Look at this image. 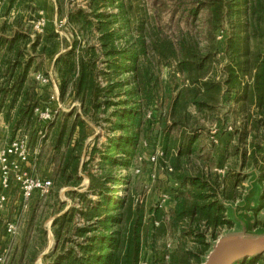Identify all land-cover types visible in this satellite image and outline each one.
Masks as SVG:
<instances>
[{
	"label": "trees",
	"instance_id": "16d2710c",
	"mask_svg": "<svg viewBox=\"0 0 264 264\" xmlns=\"http://www.w3.org/2000/svg\"><path fill=\"white\" fill-rule=\"evenodd\" d=\"M0 1V122L10 141L27 135L37 167L41 158L42 171L52 166L51 191L45 198H31L18 242L5 233L11 217L0 213V257L7 250L5 264L36 263L48 246L45 224L50 218L54 245L42 264H139L144 250L152 255L150 264H202L207 241L233 225L221 199L239 198L242 181L228 170L222 179L209 174L199 162L189 168L193 158L201 163L209 159L197 154L199 138L207 137L197 120L208 121L229 107L222 115L225 121L217 125V143L211 140L209 146L223 157L217 168L225 167L230 147L240 154L243 167L246 153L237 151L234 138L239 143L253 134L256 140L264 130V0H153L152 7L159 2L169 14L164 24L156 13L149 16L144 5L134 8L132 0H86V10L71 9L64 15L68 41L50 21L41 35L31 38L24 14L32 18L36 13L35 0ZM62 9L58 1V16ZM202 12L207 19L199 41L193 24ZM175 19L177 28L171 27ZM49 55L59 102L78 107L57 114L40 141L41 124L34 111L44 103L34 75ZM232 114L239 124L234 132L225 125ZM100 123L109 124L112 133L104 151L86 146L90 124ZM157 123L161 132L155 137L161 139L172 169L166 175L176 184L168 190L174 205L167 221L158 202H139L129 177L122 175ZM252 143L255 159L263 149ZM37 146L39 153L33 157ZM63 188L68 189L64 196L69 207L59 198ZM160 191L152 190L154 199ZM166 238L177 241L167 262L156 249L157 241Z\"/></svg>",
	"mask_w": 264,
	"mask_h": 264
},
{
	"label": "rangeland",
	"instance_id": "374dc122",
	"mask_svg": "<svg viewBox=\"0 0 264 264\" xmlns=\"http://www.w3.org/2000/svg\"><path fill=\"white\" fill-rule=\"evenodd\" d=\"M58 1L61 2L62 4V17L58 16L57 8H58ZM125 2H129L130 0H124ZM140 0H132L133 7L135 8L137 4L144 5L147 10L149 16H152V14L156 13V16L159 18L160 22L167 23L169 14H165L166 10L160 6V3L157 2L156 8L152 7L153 0H142V2H139ZM180 4H183V0H177ZM1 4V1H0ZM86 5L87 1L86 0H35V6L37 7V11L35 14H32L30 18L29 14H24V22L28 23L31 26L32 30V35L31 38H34V36L41 35L38 34L34 30V23L38 18L39 12H43L45 18L47 21H50L53 23V29L55 31V23L57 24L58 21H62V30L63 34L58 35L61 39H66L67 41L71 39L69 35V30L65 27L66 24V19L64 18V15L66 11L68 10H75L77 8L86 10ZM175 5V3L173 4ZM182 9V7H180ZM109 13H116L115 8H108L106 10ZM151 14V15H150ZM29 17V18H28ZM31 19V20H27ZM207 17L204 12L200 13L199 16L196 19V23L193 24V33H195L198 36L199 41L203 38V32H204V23L206 21ZM182 26H184L183 21L181 22ZM180 24L178 19H175L173 23H171V27L177 28V25ZM170 27V28H171ZM173 31H176L173 29ZM177 33V32H176ZM222 34H218V40L220 39ZM222 40V39H221ZM61 52L64 50L62 48ZM53 56L49 55L46 56L43 60L42 64V71L49 76L52 74L53 79ZM38 62H40L38 60ZM42 71L36 72V74H43ZM35 74V75H36ZM34 75V78H35ZM36 81V80H35ZM38 82V81H37ZM37 87L39 88V94L41 97V101L44 104H49L51 101V96L53 95V89L51 86H43L41 84L37 83ZM78 107V103H74L72 105L63 104V110L60 111L58 114H63V113H68L71 112L73 107ZM228 106H225L218 115L210 116L208 118V121L205 120H197L199 122V128H204V130H201L206 138L201 136L199 138V147L197 150V154L203 155V156H208L209 159L205 160L206 162L201 163V160H196L195 158L192 159V161L189 164V168H194L198 162L202 165L205 164L206 170L209 174H215L219 178H223L225 176V173L227 170L231 173L234 174H239V179L242 181V183L239 186L238 193L240 194V197L235 199L232 202H227L221 199V202L224 204V206L227 208L226 215L228 219L233 223L231 228L229 227H224L221 228L220 231L217 232L216 240H218L221 237H225L228 235H234V234H248V235H255V236H261L264 235V130L260 131L258 134V139L253 140V134L248 135L247 138L244 140H241L239 143L236 140V137L234 138L235 143L239 144L238 147V152H245L246 156L244 159V165L243 167L240 166L239 159H240V154L232 150V147H230L229 151L226 154V159H224L223 163L225 167L222 168H217L216 162H219L220 159L222 160L223 157H218L216 156L215 152L212 150L214 147L210 148L209 145L213 140L212 137L215 136L217 133V125L219 124L220 119H223L225 121L223 114H226V111L228 110ZM79 112V111H78ZM225 112V113H224ZM60 114V115H61ZM151 113H147L146 118H149ZM158 115V114H157ZM232 117V118H231ZM231 119L225 123L227 124V131L234 132L235 128L239 129V124L235 123L234 120V114L232 116H228V119ZM91 130H90V137L87 138L86 140V146H89L90 148L95 145L97 150L99 151H104L105 146L107 145V140L110 136H112L111 131L108 129L109 124L107 123H100L99 125H94L90 124ZM153 131L148 133L146 135L147 138H144L141 141V153H138V155L132 160V164L130 168L122 170V175L123 176H128L130 180V189L131 192L139 199H143V201L148 202H158V195L162 191L163 188H166L170 192L172 191V188H175L176 185L175 183L168 179V176L166 175V167L168 165L167 160L164 158L163 152L161 150L160 146V138H156L157 133H160V125L157 123V126H153ZM230 129V130H229ZM208 133L211 138H208ZM27 136V135H23ZM22 136H17L16 139L20 138ZM38 137L40 141L42 140L40 138V135L38 133ZM257 137V135H256ZM28 138V137H27ZM259 143L261 148L263 149V153H260V155H255V159H251L252 155V143ZM10 142L9 136L5 133V129L3 124L0 122V148L4 147L5 145H8ZM210 142V143H209ZM235 143H233L235 145ZM39 144V142H38ZM39 146L36 147L33 157L38 155L39 153ZM156 151H159L162 155H159L156 164L151 165L148 162V156L151 155L152 153H155ZM47 152V149H45L44 153ZM209 153V154H208ZM141 156L143 159L142 161L138 160V157ZM98 154L95 155L94 160L90 164V169L92 172L96 171V166L98 164ZM36 163V159H32ZM43 158L40 159V164L38 167L36 164H31L29 163V168L31 169L32 173L35 174L36 176L40 178H47L51 180V175H52V166H47L44 171L41 169L43 168ZM40 166V167H39ZM139 169L140 174H136L135 170ZM49 172H46V171ZM222 171V173L220 172ZM154 175V179H152L150 176ZM88 184V180L84 178L82 186L86 187ZM153 189H160L161 191L156 195V198L154 199L152 195V190ZM171 189V190H170ZM67 188H63L60 191L59 198L61 201H65L68 204V207L71 205L70 200H68L64 196V192L67 191ZM49 195V194H48ZM47 195V196H48ZM45 198V197H44ZM173 200V201H172ZM172 200H170L162 209L164 210V220H168V210L172 208L174 205V199L172 196ZM30 202V201H29ZM28 202V204H29ZM20 203V196L17 191H12L8 195L7 203L5 204V207L0 210V213H2L4 216L9 215L11 217L10 221L7 223H14L17 226V231L22 230L23 228V217L25 212L27 211V208L24 210L19 206ZM77 205V204H75ZM28 206V205H27ZM66 207V209L68 208ZM65 209V210H66ZM167 217V218H166ZM53 218H50L45 226L48 230V235H50V239L48 241V247L45 249L44 252H49L50 249L54 245V241H52V234L50 231V225L52 222ZM20 238L17 237L15 239V242H18ZM216 240H208L209 248L207 253L202 257L203 261H205L208 253L211 251L213 245L215 244ZM50 242H52L51 245ZM177 241L175 238H166L165 240H158L156 243V249L158 253L161 251L163 252V260L167 262L169 260V256L171 252L176 248ZM46 253V254H47ZM43 257V256H41ZM152 255L149 251L144 250L142 254V258L139 262H147V264H150ZM248 261V260H246ZM244 261V262H246ZM252 261V264H264V255L259 256L254 259H250ZM242 262V263H244ZM38 264H42V261L38 259ZM240 264V263H237Z\"/></svg>",
	"mask_w": 264,
	"mask_h": 264
},
{
	"label": "built area",
	"instance_id": "2783aa9c",
	"mask_svg": "<svg viewBox=\"0 0 264 264\" xmlns=\"http://www.w3.org/2000/svg\"><path fill=\"white\" fill-rule=\"evenodd\" d=\"M47 25V20L43 12H39L38 18L34 23V30L41 34L43 33ZM62 21L55 23V32L58 35L63 34ZM35 80L43 86H51L53 89V95L51 96L50 103L39 106L35 109L34 115L38 122L41 124L39 131L40 138H44L46 132V125L53 121L56 115L63 110V104L58 99V86L53 79L52 74L49 76H43L41 74L35 75ZM230 130V129H229ZM213 138V142L217 141ZM159 155V151L152 153L148 156V162L151 165L156 164V160ZM31 152L28 145L27 136H22L13 140L8 145L0 148V210L5 207L7 203L8 195L12 191H17L20 196L19 206L22 209H26L28 202L33 195H39L41 198L46 197L52 188L51 180L47 178H40L32 173L29 168ZM142 157L139 156L138 160L142 161ZM222 170V169H220ZM168 173L172 172V169L168 166L166 168ZM222 173V171H220ZM136 174H140V170H135ZM154 179V175L150 176ZM176 185V184H175ZM170 200H172V194L163 188L158 195V206L163 208ZM142 202V199L139 200ZM167 218V217H166ZM157 226L158 223H155ZM5 233L9 237H13L17 233V226L14 223H7L5 226ZM5 256L0 257V264H5ZM140 264H147V262H141Z\"/></svg>",
	"mask_w": 264,
	"mask_h": 264
},
{
	"label": "water",
	"instance_id": "95a60500",
	"mask_svg": "<svg viewBox=\"0 0 264 264\" xmlns=\"http://www.w3.org/2000/svg\"><path fill=\"white\" fill-rule=\"evenodd\" d=\"M263 255L264 235L234 234L216 240L202 264H237Z\"/></svg>",
	"mask_w": 264,
	"mask_h": 264
},
{
	"label": "crops",
	"instance_id": "0c3cea01",
	"mask_svg": "<svg viewBox=\"0 0 264 264\" xmlns=\"http://www.w3.org/2000/svg\"><path fill=\"white\" fill-rule=\"evenodd\" d=\"M4 129H5V127H4ZM227 136V135H226ZM226 138H224L223 140H225ZM35 151V150H34ZM31 152V151H30ZM34 153V152H33ZM30 164H31V166H32V164L34 165L35 164V162L34 161H31V156H30ZM173 201V200H172ZM171 201V203H174V202H172ZM20 204V203H19ZM6 226V225H5ZM19 230L17 231V233L12 237V239L11 240H15V239H17V237L19 238ZM49 239H50V235H48V241H49ZM52 241H53V237H52ZM52 244V242H50V244L49 245H51ZM48 247V246H47ZM44 253V252H43ZM7 254H8V252H7V250L5 251H3V253H2V256H5V258L7 259ZM42 256V255H41ZM39 257L38 259H39V262H40V259L42 258V257ZM38 259H37V261H36V263L35 264H38L37 262H38Z\"/></svg>",
	"mask_w": 264,
	"mask_h": 264
}]
</instances>
